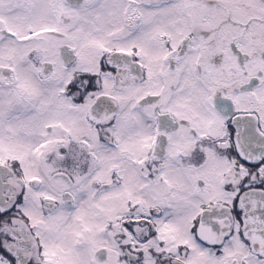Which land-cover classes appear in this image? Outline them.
<instances>
[{
	"label": "snow or ice",
	"instance_id": "1",
	"mask_svg": "<svg viewBox=\"0 0 264 264\" xmlns=\"http://www.w3.org/2000/svg\"><path fill=\"white\" fill-rule=\"evenodd\" d=\"M0 264H264V0H0Z\"/></svg>",
	"mask_w": 264,
	"mask_h": 264
}]
</instances>
